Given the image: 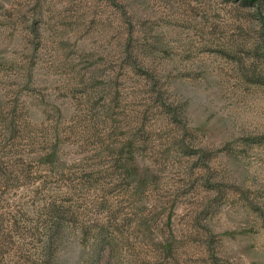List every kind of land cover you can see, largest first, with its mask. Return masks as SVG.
I'll return each mask as SVG.
<instances>
[{"label":"rangeland","instance_id":"374dc122","mask_svg":"<svg viewBox=\"0 0 264 264\" xmlns=\"http://www.w3.org/2000/svg\"><path fill=\"white\" fill-rule=\"evenodd\" d=\"M0 264H264V0H0Z\"/></svg>","mask_w":264,"mask_h":264}]
</instances>
